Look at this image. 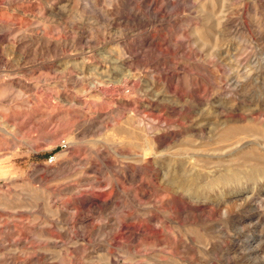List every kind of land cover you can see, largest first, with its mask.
Segmentation results:
<instances>
[{
  "label": "rangeland",
  "instance_id": "374dc122",
  "mask_svg": "<svg viewBox=\"0 0 264 264\" xmlns=\"http://www.w3.org/2000/svg\"><path fill=\"white\" fill-rule=\"evenodd\" d=\"M0 264H264V0H0Z\"/></svg>",
  "mask_w": 264,
  "mask_h": 264
},
{
  "label": "built area",
  "instance_id": "2783aa9c",
  "mask_svg": "<svg viewBox=\"0 0 264 264\" xmlns=\"http://www.w3.org/2000/svg\"><path fill=\"white\" fill-rule=\"evenodd\" d=\"M63 145H64V146H66V143H65V142H63Z\"/></svg>",
  "mask_w": 264,
  "mask_h": 264
}]
</instances>
